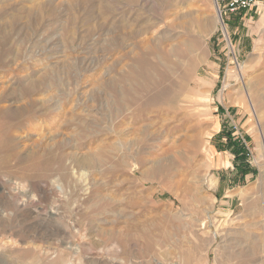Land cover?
<instances>
[{"label": "rangeland", "instance_id": "obj_1", "mask_svg": "<svg viewBox=\"0 0 264 264\" xmlns=\"http://www.w3.org/2000/svg\"><path fill=\"white\" fill-rule=\"evenodd\" d=\"M145 1L0 0V264L264 261V4Z\"/></svg>", "mask_w": 264, "mask_h": 264}, {"label": "bare ground", "instance_id": "obj_2", "mask_svg": "<svg viewBox=\"0 0 264 264\" xmlns=\"http://www.w3.org/2000/svg\"><path fill=\"white\" fill-rule=\"evenodd\" d=\"M161 1V0H160ZM175 1V0H174ZM140 2V1H139ZM141 2L142 3H144L145 4V0H144V2L141 0ZM165 2H166V0H165ZM171 2H172V0H171ZM141 3V4H142ZM173 3V2H172ZM176 3V2H175ZM129 4V3H128ZM131 5V4H130ZM134 5V4H133ZM149 5V4H148ZM174 5V4H173ZM172 5V6H173ZM132 6V5H131ZM134 6H136V5H134ZM168 6V5H167ZM171 6V5H170ZM130 7V6H129ZM176 7V6H175ZM132 8V7H131ZM134 8V7H133ZM137 8V7H136ZM176 8H178V7H176ZM135 9V8H134ZM133 9V10H134ZM138 9V8H137ZM141 10V9H140ZM131 11H132V9H131ZM137 11H139V9L137 10ZM149 11V10H148ZM134 13H136V12H134ZM138 14L140 15H142V13L140 12H138ZM221 14V13H220ZM129 15H130V13H129ZM128 15V16H129ZM139 15H137V16H139ZM141 15H140V18H141ZM144 15V14H143ZM148 15V14H147ZM136 16V17H137ZM152 18V17H151ZM151 18H150V20H151ZM128 19V18H127ZM131 17H129V19L128 20H130L131 21ZM135 20H136V23L138 24V27L139 26H141V21L139 20V17H137V18H135ZM134 20V21H135ZM192 20V19H191ZM218 20L220 21V17H218ZM143 21V20H142ZM148 21V20H147ZM189 21H190V18H189ZM150 22V21H149ZM131 23H129V25H130ZM189 24V23H188ZM194 24V23H193ZM203 24V23H202ZM154 25V24H153ZM155 25H156V23H155ZM127 26H128V24H127ZM184 27H185V24H184ZM194 27V26H193ZM141 28V27H140ZM139 28V29H140ZM181 28H182V26H181ZM186 28V27H185ZM138 29V30H139ZM141 29H145L143 26H142V28ZM141 29H140V31H141ZM188 29H189V25H188ZM132 30V29H131ZM130 30V31H131ZM137 30V31H138ZM133 31H134V29H133ZM144 31V30H143ZM142 31V32H143ZM187 31V30H186ZM127 35H129V37H131V36H134V35H138V33L136 34L135 32H129V33H127ZM165 35V34H164ZM162 37H164V36H162ZM122 39V38H121ZM123 40V39H122ZM3 41V40H2ZM132 41V40H131ZM123 42V41H122ZM128 43H129V41H128ZM131 44V43H130ZM186 45V44H185ZM188 45V44H187ZM4 46V45H3ZM193 46V45H192ZM8 47V46H7ZM187 47V46H186ZM193 53H194V51H193ZM39 54V53H38ZM42 55V54H41ZM46 55V54H45ZM180 55V54H179ZM194 55V54H193ZM195 56V55H194ZM27 57V56H26ZM31 57V56H30ZM44 58V57H43ZM6 59H7V57H6V55L4 54V53H0V66H5L6 65ZM42 59V58H41ZM49 59V58H48ZM27 60V59H26ZM33 60V59H32ZM181 60V59H180ZM160 61V60H159ZM178 62V61H177ZM182 62V61H181ZM184 62V61H183ZM191 62V61H190ZM178 64H179V62H178ZM162 65V64H161ZM159 66V65H158ZM164 66V65H163ZM166 66V65H165ZM164 66V68H166ZM185 66H186V64H185ZM172 68H174V67H172ZM47 69V68H46ZM167 70V69H166ZM9 71V70H8ZM168 71V70H167ZM12 72V71H11ZM138 73V72H137ZM154 73V72H153ZM176 73H177V71H176ZM49 74V73H48ZM131 74V73H130ZM129 74V75H130ZM151 74H152V72H151ZM150 74V75H151ZM155 74V73H154ZM21 75V74H20ZM44 75V74H43ZM156 75V74H155ZM173 75V74H172ZM45 76V75H44ZM148 76V75H147ZM170 76V75H169ZM23 77V76H22ZM53 78V77H52ZM127 78V77H126ZM40 79V78H39ZM141 79V78H140ZM157 79V78H156ZM160 79V78H159ZM13 80V79H12ZM49 80V79H48ZM16 81H18V80H16ZM35 81V80H34ZM38 81V80H37ZM163 81V80H162ZM9 82H10V80H9ZM8 82V83H9ZM54 82H55V80H54ZM38 83V82H37ZM48 83V82H47ZM19 84H20V82H19ZM36 83H33V82H25V81H23L22 82V86H21V89H20V92H19V94L17 93V96L19 95V96H26V97H30V95H32L34 92H36V91H38L39 89H40V87H38L37 85H35ZM39 84V83H38ZM152 84V83H151ZM155 84V83H154ZM8 85V84H7ZM16 86V83L15 82H12V85L10 86L11 88H13V87H15ZM53 86V85H52ZM140 87H141V85H139ZM144 86V85H143ZM49 87V86H48ZM148 87V86H147ZM17 88H19V87H17ZM53 88V87H52ZM53 90V89H52ZM167 90H169V89H167ZM45 91V90H44ZM46 91H48V90H46ZM40 93V92H39ZM38 93V94H39ZM8 94H10V93H8ZM8 94H6L5 92H0V159H1V156L2 155H6L7 154V156H13V155H15V144H16V139H17V137H16V135L15 134H18L17 132L20 130L21 131V128H22V126L24 125V124H22L26 119H28L29 117H30V115H32V114H34V113H36L37 112V105H36V103L37 102H35V101H33V100H31L30 98L28 99V98H26V99H28L27 101H23V99H21V98H16L15 97V99L14 98H12L11 100H10V96L8 95ZM41 94V93H40ZM121 95V94H120ZM11 96H13V95H11ZM125 96V95H124ZM152 99V98H151ZM22 100V101H21ZM11 102V103H10ZM13 102V103H12ZM18 102H21L22 103V105L21 106H15V109H14V105L13 104H18ZM40 103V102H39ZM41 106V105H40ZM39 106V107H40ZM54 106V105H53ZM253 107V106H252ZM47 109V108H46ZM254 110V112H255V109H253ZM252 111V110H251ZM38 113V112H37ZM9 122V124H8V122ZM5 122H7V124L5 123ZM2 123V124H1ZM25 125H27V124H25ZM29 125V124H28ZM27 129V128H26ZM31 131V130H30ZM20 134V133H19ZM19 134H18V136H19ZM22 136V135H21ZM9 158V157H8ZM1 161H2V159H1ZM8 161V160H7ZM44 167V166H43ZM11 169V168H10ZM5 171V170H4ZM9 174V173H8ZM256 189V188H255ZM259 192V191H258ZM254 194H255V190L254 189H250V190H248V191H246L245 192V201H244V203H245V206L247 207V208H249V206H250V204H251V202L254 200ZM256 195V194H255ZM250 211V210H249ZM244 212H246L245 210H244ZM248 212V211H247ZM1 213V212H0ZM4 214V213H3ZM2 217V216H1ZM10 220V219H9ZM8 220V221H9ZM11 221V220H10ZM258 256V255H257ZM264 263V261L261 259V258H259V259H257L256 260V262H255V264H263Z\"/></svg>", "mask_w": 264, "mask_h": 264}, {"label": "built area", "instance_id": "obj_3", "mask_svg": "<svg viewBox=\"0 0 264 264\" xmlns=\"http://www.w3.org/2000/svg\"><path fill=\"white\" fill-rule=\"evenodd\" d=\"M216 2L218 10L221 14L223 12L229 14H243L253 10L259 4H264V0H216ZM229 124H231L230 129L233 140L238 142L244 148L245 157L248 156L247 141L241 132L240 126L231 120V118Z\"/></svg>", "mask_w": 264, "mask_h": 264}, {"label": "trees", "instance_id": "obj_4", "mask_svg": "<svg viewBox=\"0 0 264 264\" xmlns=\"http://www.w3.org/2000/svg\"><path fill=\"white\" fill-rule=\"evenodd\" d=\"M237 147L239 148V150L241 151V153L243 152L244 148L237 142L236 143Z\"/></svg>", "mask_w": 264, "mask_h": 264}]
</instances>
